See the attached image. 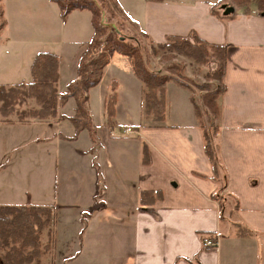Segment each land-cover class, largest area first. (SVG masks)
I'll list each match as a JSON object with an SVG mask.
<instances>
[{
	"label": "crops",
	"instance_id": "crops-1",
	"mask_svg": "<svg viewBox=\"0 0 264 264\" xmlns=\"http://www.w3.org/2000/svg\"><path fill=\"white\" fill-rule=\"evenodd\" d=\"M117 2L156 44L194 30L227 46L214 138L224 180L212 178L193 90L170 80L165 120L145 121L143 85L128 61L112 75L126 87L116 101L118 126L93 120L97 163L88 130L75 137L68 120L0 122V205L54 209L49 264H264V13L257 3L243 7L226 0ZM1 4L7 24L0 32V85L30 82L23 79L31 76L39 52L60 57L61 81L63 53L71 55L73 47L57 42V3ZM228 7L233 12L226 14ZM84 14L73 15L78 26ZM88 41L74 52L75 70ZM110 94L104 90V107ZM66 105L59 114L74 115L64 112ZM127 128L135 131L125 133ZM142 143L148 146L147 161ZM146 191L161 197L141 203ZM236 223L250 234L237 235ZM205 236L218 246L205 248Z\"/></svg>",
	"mask_w": 264,
	"mask_h": 264
},
{
	"label": "trees",
	"instance_id": "trees-1",
	"mask_svg": "<svg viewBox=\"0 0 264 264\" xmlns=\"http://www.w3.org/2000/svg\"><path fill=\"white\" fill-rule=\"evenodd\" d=\"M56 2L65 19L75 9H86L91 13L93 36L87 42L78 57L77 77L68 85L67 93L60 94V57L50 52H39L31 66L32 80L12 86L0 85V122L70 121L75 127V137L87 129L93 143L95 163H97L99 141L96 126L93 123L89 108V90L98 84L104 69L110 63L115 52H119L130 61L135 75L141 80L143 119L151 123H161L166 116V87L170 80H176L192 91L191 85L182 81L177 74L176 66L168 73L151 68V56L161 59L180 55L192 60L197 65H205L211 59L217 68L209 74L208 81L218 80L215 88L207 82L200 88L203 91V103L211 122L207 127L202 121V111L193 97L195 113L203 133L204 150L213 170V180L219 182L224 167L220 158V148L214 138L220 130V99L224 92V70L227 59V46L210 43L192 30L187 35H171L164 43L156 44L141 30L137 21L131 19L120 7L117 0H52ZM161 2L163 0H147ZM239 4L250 0H235ZM0 0V32L6 26L4 8ZM259 10L264 13V0H256ZM122 18L121 24L116 20ZM111 17L115 22H110ZM136 30L139 36L121 38V27L125 23ZM137 34V35H138ZM142 38V39H141ZM129 39V40H128ZM148 40L151 47L143 44ZM175 74L178 76L175 77ZM75 98V114L67 117L59 114V107L69 98ZM116 94L107 97L105 108L107 126L117 127ZM32 103V105H31ZM16 117V118H14ZM143 161H147L148 146L142 143ZM226 180V179H225ZM159 192L146 191L141 194V203L160 198ZM55 211L52 207L33 205H0V264H46V258L53 255ZM236 234H250L246 227L235 224Z\"/></svg>",
	"mask_w": 264,
	"mask_h": 264
},
{
	"label": "rangeland",
	"instance_id": "rangeland-1",
	"mask_svg": "<svg viewBox=\"0 0 264 264\" xmlns=\"http://www.w3.org/2000/svg\"><path fill=\"white\" fill-rule=\"evenodd\" d=\"M226 1H228L229 5H236V6H243V7H248L250 6L251 3L252 4L257 3L256 0H250L249 3H245V4H239L235 0H226ZM83 12L85 13L83 22H80V26H78L77 17L75 16L73 17V15L75 13L77 15V13H83ZM115 14L117 15L116 11H115ZM59 15L61 19H59V21L56 24V32H57V37H58L57 42L60 45H62L61 48H66L65 46L73 47V51L71 55L69 53H66V54L63 53V71H62L63 73H62L61 81L59 79L58 88L60 90V93H62L63 91V94H64V93H67L68 85L71 82V81L69 82V79L71 78L68 76L69 72L70 71L74 72L75 70V60L73 59L74 52L79 45L83 44L85 41H88L93 36L94 30H93V26L91 22V13L89 10L75 9L71 13H69L67 17L64 19L61 15V10L59 7ZM115 19L119 20L118 22L121 24L122 22L121 17H118L117 15ZM110 22H115V20H113V17H111ZM124 24L125 26L121 27V29H123L121 38H125L124 35H126L127 37H130L132 35H136L137 37L139 36L136 30H133L131 26L126 24V22ZM142 42H144L143 44H145L146 46L151 47V43H149L148 40L144 39V41L142 40ZM128 61L129 59L127 58V56L119 52H115L110 63L108 64V66L110 65L112 66L111 70H108V68H106L105 69L106 74L104 73L101 81L89 90V94H90L89 95V102H90L89 108H90V114L91 113L94 114L93 119H92L94 120V122L96 121L98 122V124L99 123L107 124L108 117H107L106 108L104 107V102H103V100L105 99L103 97L104 90L109 91L111 89V93H112V90H113L112 86H114L116 98L118 97V93L123 94L126 92V87L123 83V80L118 79L119 81L118 80L116 81L115 79L112 78V75L114 74L117 68H120L121 66H123V64H126ZM150 66L154 70H157L159 72H164L165 74L168 73V70L173 68L174 66L177 67L176 68L177 74H179L182 81L187 82L193 88L192 89L194 93L193 97L195 98L197 104L199 105L203 113L202 121L207 127L210 128L211 122L209 121V116H208V113L206 112V107L203 103V98H202L203 91L201 90L200 87L203 84H206L207 82L212 84L213 89L217 85L218 80L208 81V77H207L209 74H212L217 68L216 61L214 59H211L205 65H197L192 60L186 57H182L180 55H175V57L168 58V59H161L158 56H151ZM75 72H77V66H76ZM177 74H175V77L178 76ZM31 78L32 77L29 74L27 79H23V80L30 81ZM71 98H69L67 102L64 103V106L67 104L66 109L64 110L65 113L67 112L73 113L75 111L74 108L76 106V100L75 98H72V99ZM49 263H50V258L48 257L46 258V264H49Z\"/></svg>",
	"mask_w": 264,
	"mask_h": 264
},
{
	"label": "built area",
	"instance_id": "built-area-1",
	"mask_svg": "<svg viewBox=\"0 0 264 264\" xmlns=\"http://www.w3.org/2000/svg\"><path fill=\"white\" fill-rule=\"evenodd\" d=\"M135 130L133 128H127L125 129V133H132ZM203 246L205 248H216L218 246V241L215 238H212L211 236H205L203 238Z\"/></svg>",
	"mask_w": 264,
	"mask_h": 264
},
{
	"label": "water",
	"instance_id": "water-1",
	"mask_svg": "<svg viewBox=\"0 0 264 264\" xmlns=\"http://www.w3.org/2000/svg\"><path fill=\"white\" fill-rule=\"evenodd\" d=\"M231 12H233V8H232V7H228V8L226 9V11H225L226 14H229V13H231Z\"/></svg>",
	"mask_w": 264,
	"mask_h": 264
}]
</instances>
